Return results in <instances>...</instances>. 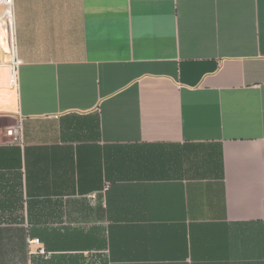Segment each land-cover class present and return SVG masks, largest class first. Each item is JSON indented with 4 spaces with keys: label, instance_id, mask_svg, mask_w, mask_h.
<instances>
[{
    "label": "crops",
    "instance_id": "obj_1",
    "mask_svg": "<svg viewBox=\"0 0 264 264\" xmlns=\"http://www.w3.org/2000/svg\"><path fill=\"white\" fill-rule=\"evenodd\" d=\"M12 11L0 264H264V0Z\"/></svg>",
    "mask_w": 264,
    "mask_h": 264
},
{
    "label": "built area",
    "instance_id": "obj_2",
    "mask_svg": "<svg viewBox=\"0 0 264 264\" xmlns=\"http://www.w3.org/2000/svg\"><path fill=\"white\" fill-rule=\"evenodd\" d=\"M0 8L4 9V20L11 26V50L10 53V59L8 64V86L10 89H14L17 87V81H18V70L20 66V61L16 57L15 53V43H14V36H13V0H0ZM54 118H57L54 116ZM6 135L9 137H13L14 141L21 142V127L15 126L7 129ZM107 186L103 189V192L107 191ZM90 199H94L95 195H90ZM31 244L38 245L39 241L37 239L31 240ZM41 253H43V250H40Z\"/></svg>",
    "mask_w": 264,
    "mask_h": 264
},
{
    "label": "rangeland",
    "instance_id": "obj_3",
    "mask_svg": "<svg viewBox=\"0 0 264 264\" xmlns=\"http://www.w3.org/2000/svg\"><path fill=\"white\" fill-rule=\"evenodd\" d=\"M2 10L0 9V18L2 16ZM4 21V22H3ZM11 26L5 21L0 20V69H8V62L10 59L11 50Z\"/></svg>",
    "mask_w": 264,
    "mask_h": 264
}]
</instances>
